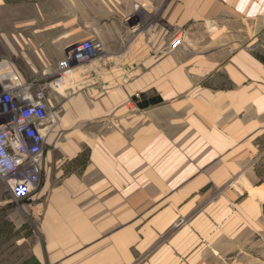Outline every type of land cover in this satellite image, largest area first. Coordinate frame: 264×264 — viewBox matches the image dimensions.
<instances>
[{"label":"crops","instance_id":"1","mask_svg":"<svg viewBox=\"0 0 264 264\" xmlns=\"http://www.w3.org/2000/svg\"><path fill=\"white\" fill-rule=\"evenodd\" d=\"M199 2L213 5L198 18L206 22L207 30L209 13L218 10L217 2ZM231 2L244 5L246 0ZM206 35L210 38L192 47L188 56H170L154 66L155 60L144 62L147 69L142 83L158 84V98L164 103L175 102L173 108L160 111L158 121L136 126L126 118L120 122L119 116L125 114H118L124 109L120 105L131 91L128 81L121 86L116 81L124 96H118L114 87L102 99L85 91L72 97L73 105L83 109L82 115L109 113L113 123L99 143L86 139L93 144L92 161L82 171L78 170L81 166H72L62 183L56 180L59 154L68 157L69 168L70 159L85 151L83 145L71 143V125L57 124L55 129V113H49L52 126L46 137L40 185L29 197L14 199L0 182V213H4L0 226L14 222L10 216L29 215L31 224L36 222L43 232L47 256L59 261L55 264H132L136 255L161 242L162 231L189 216V222L169 242H162L138 264H264L263 188H248L246 181L244 186L224 188L218 194L199 191L210 178L221 183L236 165L246 163L244 157H228L223 165L211 167L209 156L237 146L240 139V149L252 145L248 134L264 113V64L246 47H231L229 41L221 42L213 33ZM115 37L112 32L117 43ZM215 47L224 52L221 60L209 56ZM223 69L229 75V88L203 86ZM155 96L145 93L149 104L143 108L156 107L151 102ZM203 168L206 171L200 172ZM242 174L241 180H247V171ZM4 196L11 201L3 203ZM156 203L159 207L151 216ZM200 235L207 242L196 248ZM12 239L0 236V242ZM32 239L28 252L44 261L42 244L37 237ZM100 241L105 247L91 251ZM15 245L19 247L20 241Z\"/></svg>","mask_w":264,"mask_h":264},{"label":"rangeland","instance_id":"2","mask_svg":"<svg viewBox=\"0 0 264 264\" xmlns=\"http://www.w3.org/2000/svg\"><path fill=\"white\" fill-rule=\"evenodd\" d=\"M215 1L218 10L209 13L207 21L209 27L212 25L214 28L207 26L206 30V22L198 18L201 17L200 12H207V7L210 10L213 5L199 0H0V81L23 96L26 93L35 96L42 92L46 97L48 113H55V129L57 124H70L71 143L83 145L85 151L70 159L69 168L68 157L59 154L56 168L58 183H62L72 166H81L78 170L82 171L90 164L94 148L92 142L86 139L99 143L113 123L109 113L100 117L82 115L83 109L73 105V96L85 91L94 99H102L114 87L118 96H124L121 88H116V81L120 86L128 81L131 91L120 105L124 109H120L118 114L125 112L119 116L120 122L121 118H126L135 126L151 124L162 117V109L173 108L175 102L164 103L165 100L161 98L156 107L143 108L140 105L145 102V93L149 97H159L158 84L142 83L143 71L147 69L144 67L146 60H155L151 65L154 66L155 62L170 56H188L190 51H194L190 50L192 47L210 38L206 34L213 33V37L221 42L223 39L229 41L231 47H246L264 64V0H256L260 3L246 0L244 5L234 4L231 2L233 0ZM212 16L213 20L210 19ZM112 32L116 35L117 43L112 38ZM184 47H189V51H184ZM214 49L209 51V56L214 61L221 60L223 50L218 47ZM78 54L81 56L77 57ZM198 54L202 57L204 53L199 50ZM228 76L223 69L204 82L203 86L229 88ZM257 120L256 129L247 137L252 145L240 149L239 142L243 141L240 139L235 143L237 146L223 148L221 152L209 156L211 167L223 165L228 157H244L246 163L236 165L230 176L222 179L221 183L210 178L199 188L201 193L218 194L224 188L240 184L244 186L246 181L248 188L251 185L261 186L264 191V113ZM199 171L206 170L203 168ZM245 171L247 180H241ZM2 201L8 203L11 197L4 196ZM158 207L157 203L152 205L151 216ZM19 210L26 212L25 208ZM3 215L0 213L1 220L4 219ZM9 219L15 224L7 221L9 225L0 226V236L13 239L0 242V264L59 262L47 256L43 232L33 219L35 223L31 224L29 215L28 218L10 216ZM189 220V216L182 217L172 227L162 231L161 242L150 245L144 253L136 255L132 264H138L158 246L169 242ZM32 236L42 244L45 262L40 256L28 252ZM199 238L196 248L205 246L203 244L207 242L205 236L200 235ZM16 240L20 241L19 247L15 245ZM101 242L93 244L90 250L105 247Z\"/></svg>","mask_w":264,"mask_h":264},{"label":"built area","instance_id":"3","mask_svg":"<svg viewBox=\"0 0 264 264\" xmlns=\"http://www.w3.org/2000/svg\"><path fill=\"white\" fill-rule=\"evenodd\" d=\"M52 120L42 92L23 96L0 81V182L14 199L35 192Z\"/></svg>","mask_w":264,"mask_h":264},{"label":"trees","instance_id":"4","mask_svg":"<svg viewBox=\"0 0 264 264\" xmlns=\"http://www.w3.org/2000/svg\"><path fill=\"white\" fill-rule=\"evenodd\" d=\"M160 101H161V98H158V97L151 100L152 103H158ZM148 104L149 102H145V103H141L140 105L143 107L144 105H148Z\"/></svg>","mask_w":264,"mask_h":264},{"label":"bare ground","instance_id":"5","mask_svg":"<svg viewBox=\"0 0 264 264\" xmlns=\"http://www.w3.org/2000/svg\"><path fill=\"white\" fill-rule=\"evenodd\" d=\"M81 50H84V48H82ZM86 50H87V49H86ZM80 56H81V54H78V55H77V57H80ZM57 87H58V86H57Z\"/></svg>","mask_w":264,"mask_h":264}]
</instances>
